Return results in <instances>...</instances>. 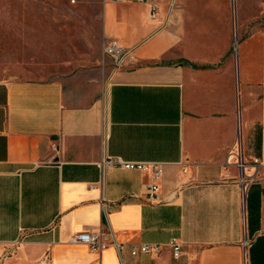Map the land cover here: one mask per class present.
<instances>
[{
    "label": "crops",
    "instance_id": "0c3cea01",
    "mask_svg": "<svg viewBox=\"0 0 264 264\" xmlns=\"http://www.w3.org/2000/svg\"><path fill=\"white\" fill-rule=\"evenodd\" d=\"M242 2L162 0L154 21L105 0L103 53L128 51L104 53L105 85L0 80V264H264V27L243 35ZM118 158L162 174L103 166ZM143 244L161 251L133 255Z\"/></svg>",
    "mask_w": 264,
    "mask_h": 264
},
{
    "label": "rangeland",
    "instance_id": "374dc122",
    "mask_svg": "<svg viewBox=\"0 0 264 264\" xmlns=\"http://www.w3.org/2000/svg\"><path fill=\"white\" fill-rule=\"evenodd\" d=\"M242 1L240 26L245 36L264 27V0ZM104 3L105 0H0V80L52 79L73 74L87 82L103 79L105 85V66L112 60L103 53ZM136 14L146 24L144 9L136 6ZM227 15L229 21L235 17L238 34V16L231 12ZM227 29V46H231L234 28L229 25Z\"/></svg>",
    "mask_w": 264,
    "mask_h": 264
},
{
    "label": "built area",
    "instance_id": "2783aa9c",
    "mask_svg": "<svg viewBox=\"0 0 264 264\" xmlns=\"http://www.w3.org/2000/svg\"><path fill=\"white\" fill-rule=\"evenodd\" d=\"M121 2H130L132 0H119ZM141 3L148 5L150 9L149 17L151 20H157L160 16V3L162 0H136ZM170 6H174V2L170 3ZM104 53L115 61L118 66H122L125 63L126 57L128 56V51L117 41H112L104 46ZM122 166L127 169H137L141 171H151L154 178H159L162 174L161 164L154 162H126L121 159H107L103 162L104 167L110 166ZM228 176V175H227ZM148 199L154 201L157 198V191L159 186L157 183H151L146 185ZM71 243H82L88 245L91 249L102 251L108 247V244L103 241L101 233H90V232H79L72 236L70 239ZM119 249L120 244L114 243ZM169 246L173 249L175 258H178L181 253V245L172 240ZM161 251V246L158 244H143L141 247H133L132 254L136 255L139 252L145 254H158ZM49 255L46 254L44 259L40 264H46Z\"/></svg>",
    "mask_w": 264,
    "mask_h": 264
}]
</instances>
